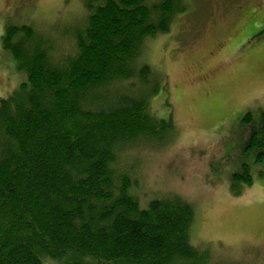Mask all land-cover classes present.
Masks as SVG:
<instances>
[{
    "label": "trees",
    "instance_id": "1",
    "mask_svg": "<svg viewBox=\"0 0 264 264\" xmlns=\"http://www.w3.org/2000/svg\"><path fill=\"white\" fill-rule=\"evenodd\" d=\"M84 6L64 44L32 24L4 25L1 48L25 79L0 98V264H207L211 249L189 238L194 206L176 193L141 203L124 156L175 133L150 108L166 82L141 50L186 2ZM241 120L261 161L264 110ZM241 169L232 180L251 184Z\"/></svg>",
    "mask_w": 264,
    "mask_h": 264
},
{
    "label": "rangeland",
    "instance_id": "2",
    "mask_svg": "<svg viewBox=\"0 0 264 264\" xmlns=\"http://www.w3.org/2000/svg\"><path fill=\"white\" fill-rule=\"evenodd\" d=\"M85 1L0 0V41L5 24L28 23L64 44L61 31L84 18ZM185 2L169 31L141 50L166 82L150 108L171 118L175 133L161 146L124 154L134 192L143 204L163 193L187 199L195 216L189 238L211 249L207 264H264V159L247 148L250 131L241 120L264 110V0ZM24 79L0 45V98ZM243 165L249 185L231 178Z\"/></svg>",
    "mask_w": 264,
    "mask_h": 264
}]
</instances>
